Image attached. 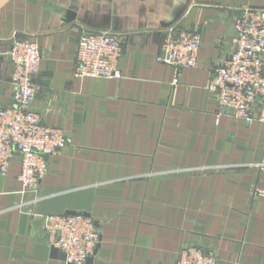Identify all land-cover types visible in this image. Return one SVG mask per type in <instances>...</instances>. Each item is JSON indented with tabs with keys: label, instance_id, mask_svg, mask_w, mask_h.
Segmentation results:
<instances>
[{
	"label": "crops",
	"instance_id": "obj_1",
	"mask_svg": "<svg viewBox=\"0 0 264 264\" xmlns=\"http://www.w3.org/2000/svg\"><path fill=\"white\" fill-rule=\"evenodd\" d=\"M240 8L264 9V0L0 6V108L13 105L12 41H32L40 63L30 109L67 138L36 185L17 181L18 157L0 179V264H65L42 223L65 213L98 225L87 264H175L187 245L212 251L219 264H264V200L251 196L264 189V122L235 118L207 90L233 50ZM174 27L200 36L194 68L158 62ZM93 32L120 36V79L74 76L78 40Z\"/></svg>",
	"mask_w": 264,
	"mask_h": 264
},
{
	"label": "built area",
	"instance_id": "obj_2",
	"mask_svg": "<svg viewBox=\"0 0 264 264\" xmlns=\"http://www.w3.org/2000/svg\"><path fill=\"white\" fill-rule=\"evenodd\" d=\"M233 50L211 75L207 90L222 109L247 123L264 122V9L240 8L232 21ZM201 39L198 33L177 27L167 31L158 62L176 70L197 65ZM120 36L115 33L83 34L77 43L74 76L89 79H120ZM11 64L13 105L0 108V179L14 157L20 161L17 181L26 189L47 172L48 159L66 144L65 134L43 124L30 107L36 96L33 83L39 72L40 54L29 40L14 39L7 53ZM177 83V79L173 84ZM263 106L260 114L254 107ZM252 198L264 200V189L255 188ZM50 248L65 256V264H86L95 255L100 232L97 223L84 214L47 215L42 218ZM175 264H219L212 251L187 245Z\"/></svg>",
	"mask_w": 264,
	"mask_h": 264
},
{
	"label": "water",
	"instance_id": "obj_3",
	"mask_svg": "<svg viewBox=\"0 0 264 264\" xmlns=\"http://www.w3.org/2000/svg\"><path fill=\"white\" fill-rule=\"evenodd\" d=\"M6 0H0V6L5 2ZM68 214H73V213H68ZM51 251L55 254V253H58L59 254V257L64 261L65 260V256L62 254V253H59L56 249L54 248H51ZM92 259H88V261L86 262V264L88 262H90Z\"/></svg>",
	"mask_w": 264,
	"mask_h": 264
}]
</instances>
